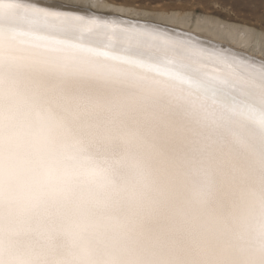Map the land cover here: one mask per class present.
<instances>
[{"label": "snow or ice", "instance_id": "snow-or-ice-1", "mask_svg": "<svg viewBox=\"0 0 264 264\" xmlns=\"http://www.w3.org/2000/svg\"><path fill=\"white\" fill-rule=\"evenodd\" d=\"M149 23L0 0V264H264V58Z\"/></svg>", "mask_w": 264, "mask_h": 264}, {"label": "bare ground", "instance_id": "bare-ground-1", "mask_svg": "<svg viewBox=\"0 0 264 264\" xmlns=\"http://www.w3.org/2000/svg\"><path fill=\"white\" fill-rule=\"evenodd\" d=\"M73 2L91 5L96 12L99 10V12L111 11L116 13L110 16L119 15L118 17L122 16L124 18L134 17L136 20L144 19L140 21L141 25L145 21L150 22L147 25V30L166 32L167 35L173 38H176L182 30H188L199 37L198 40L193 39L191 41L195 49L190 53L191 58L209 67L226 70L225 65L218 64L211 58L214 56L224 57L228 60L254 57L257 66L260 60L264 58V41H262L259 32L253 35L252 29L233 23L225 26L223 21L215 17L200 16L192 20L187 13L156 14L144 11V9H135L126 4L109 2L108 0H73ZM148 18L154 20L151 21ZM129 27L135 26L129 25ZM169 28L174 30H169ZM131 40L133 43L147 42L138 37H131Z\"/></svg>", "mask_w": 264, "mask_h": 264}, {"label": "rangeland", "instance_id": "rangeland-1", "mask_svg": "<svg viewBox=\"0 0 264 264\" xmlns=\"http://www.w3.org/2000/svg\"><path fill=\"white\" fill-rule=\"evenodd\" d=\"M108 1L114 2L116 4H126L135 9H147L149 7L155 8L159 6V3L154 4L153 0H108ZM162 2L176 3V4H180L181 2H183L187 4L191 9V11L186 13L189 14L190 16H192L193 13H196L194 19L192 20H195L197 19V17L200 16L215 17L218 18L219 20H221L220 18L223 17L224 20L233 21L234 22L233 24H238L239 26L253 24L255 25L256 29H260L261 27H264V25L261 24V22L264 21V4H262L260 0H162ZM233 5H235V8L232 7ZM97 12H99V10H97ZM102 12L109 13L110 15L116 14L111 11H102ZM125 18L136 20V18L129 16ZM138 20L143 21L144 19H138ZM148 20L153 21L154 19L148 18Z\"/></svg>", "mask_w": 264, "mask_h": 264}, {"label": "water", "instance_id": "water-1", "mask_svg": "<svg viewBox=\"0 0 264 264\" xmlns=\"http://www.w3.org/2000/svg\"><path fill=\"white\" fill-rule=\"evenodd\" d=\"M170 30H174V29H171V28H169Z\"/></svg>", "mask_w": 264, "mask_h": 264}]
</instances>
